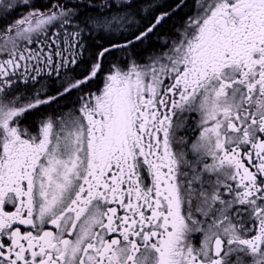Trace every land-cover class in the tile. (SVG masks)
<instances>
[{
    "label": "snow or ice",
    "instance_id": "1",
    "mask_svg": "<svg viewBox=\"0 0 264 264\" xmlns=\"http://www.w3.org/2000/svg\"><path fill=\"white\" fill-rule=\"evenodd\" d=\"M0 264H264V0H0Z\"/></svg>",
    "mask_w": 264,
    "mask_h": 264
}]
</instances>
